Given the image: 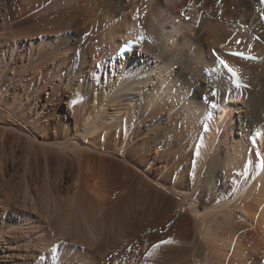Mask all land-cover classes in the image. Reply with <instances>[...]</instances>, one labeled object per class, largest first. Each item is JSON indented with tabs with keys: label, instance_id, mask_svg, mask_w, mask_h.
I'll list each match as a JSON object with an SVG mask.
<instances>
[{
	"label": "bare ground",
	"instance_id": "bare-ground-1",
	"mask_svg": "<svg viewBox=\"0 0 264 264\" xmlns=\"http://www.w3.org/2000/svg\"><path fill=\"white\" fill-rule=\"evenodd\" d=\"M257 152L261 0H0V264H264Z\"/></svg>",
	"mask_w": 264,
	"mask_h": 264
},
{
	"label": "snow or ice",
	"instance_id": "snow-or-ice-1",
	"mask_svg": "<svg viewBox=\"0 0 264 264\" xmlns=\"http://www.w3.org/2000/svg\"><path fill=\"white\" fill-rule=\"evenodd\" d=\"M262 3H264V0H261ZM237 43H240L239 41ZM230 55L232 56H236V57H239V58H242V59H247L249 57H245L244 54L242 52H232V53H229ZM214 55H216L214 53ZM218 62L220 65H222L226 70L227 72L230 74V76L232 77V82H233V85L235 88L239 89L240 87H242V83L238 77V74L233 70V68H231L228 63L222 59V58H219L218 57ZM212 107H215L214 104L211 105ZM207 131V129H205ZM252 143L255 145V141H252ZM196 155L198 156L199 155V152L196 153ZM256 158L257 159H260L262 162H264V156L261 155L260 152H257L256 153ZM161 244H164V243H168L167 241H161L160 242ZM159 246V245H157Z\"/></svg>",
	"mask_w": 264,
	"mask_h": 264
},
{
	"label": "rangeland",
	"instance_id": "rangeland-1",
	"mask_svg": "<svg viewBox=\"0 0 264 264\" xmlns=\"http://www.w3.org/2000/svg\"><path fill=\"white\" fill-rule=\"evenodd\" d=\"M182 23H183V22H182ZM55 37H57V35H56ZM61 37H62V35H58V38H61ZM40 38H41V37H40ZM27 55H28V53H27ZM28 56H29V55H28ZM16 156L19 157V159H20V160L18 161L17 164H18V165H19V164L21 165V163H22V161H23L22 156L24 157L23 153L17 151V152H16ZM191 162H192V159H191ZM20 165H19V166H20ZM8 172L11 173L12 170H8ZM18 172H19V171H18ZM10 173H8L5 177L8 176L7 178H9V177H10V176H9ZM19 175H20V173H19ZM16 176H18V175H16ZM12 178H13V177H12ZM16 178L18 179L19 177H16ZM16 178L14 177L15 180H16ZM15 180H14V181H15ZM19 180H20V179H19ZM19 180H17V181H19ZM11 183H12V182H11ZM11 183H10V185L13 186V185H14L13 183H15V182H13L12 184H11ZM40 198H41V200H43V199H44V196L42 195V197H40ZM43 201H44V200H43ZM217 201H218V200H217ZM150 231H151V232H150ZM150 231H148V233H147V234H150V237H149V240H147V242L145 243V246H147V244H149L150 241L152 242V241H154V239L156 240L157 237H158V236L160 237L161 234L163 233L162 231H161L162 233H161L160 231H159V232H158V231H154V230H150ZM159 237H158V238H159ZM180 242H181V243H180ZM180 242H176V244L174 243L175 245H174L173 247L175 248V247L179 244V245H178L179 247L177 246V248L182 250L181 246L184 247L183 244H182L183 241L180 240ZM181 244H182V245H181ZM150 246H151V245H150ZM150 246H149V248H150ZM76 248H77V247H76ZM152 248H154V246H153ZM183 250L186 251L187 249H183ZM183 250H182V251H183ZM155 251H156V250H154V252H155ZM180 252H181V251H180ZM152 253H153V252H152ZM149 254H150V253H149ZM149 254H148V255H149ZM140 258H141V257H139V259H140ZM146 260H148V259L146 258ZM133 262H134V261H133Z\"/></svg>",
	"mask_w": 264,
	"mask_h": 264
}]
</instances>
